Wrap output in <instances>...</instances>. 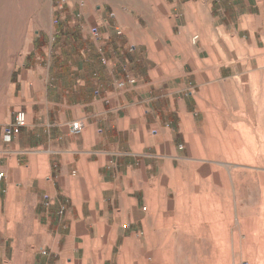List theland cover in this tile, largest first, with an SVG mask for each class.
I'll return each mask as SVG.
<instances>
[{"label":"crops","instance_id":"0c3cea01","mask_svg":"<svg viewBox=\"0 0 264 264\" xmlns=\"http://www.w3.org/2000/svg\"><path fill=\"white\" fill-rule=\"evenodd\" d=\"M145 1L73 13L105 66L51 54L46 31L27 50L11 104L26 124L9 141L0 128V264H122L170 213L220 100L262 78L264 0ZM122 63L135 83L119 89Z\"/></svg>","mask_w":264,"mask_h":264},{"label":"rangeland","instance_id":"374dc122","mask_svg":"<svg viewBox=\"0 0 264 264\" xmlns=\"http://www.w3.org/2000/svg\"><path fill=\"white\" fill-rule=\"evenodd\" d=\"M145 2L0 0V128L13 120L14 78L44 31L50 35L51 54L61 52L78 22L76 11L108 16L127 11L129 4L145 7ZM93 52L96 43L90 35L78 54L87 58ZM263 58L250 68L261 71V79L240 81L239 95L229 103L220 100L217 122L222 125L211 118L214 124L204 128L208 134L203 131L202 142L191 144L201 157L185 164V185L172 200L170 213L153 223V234H141L122 264H264ZM120 65L123 74V69L131 72L127 63Z\"/></svg>","mask_w":264,"mask_h":264},{"label":"built area","instance_id":"2783aa9c","mask_svg":"<svg viewBox=\"0 0 264 264\" xmlns=\"http://www.w3.org/2000/svg\"><path fill=\"white\" fill-rule=\"evenodd\" d=\"M64 2L65 0H61ZM118 35L121 34V32H117ZM90 35L94 42L96 43V51L100 56V62L105 66L107 64V58L104 55L103 46L101 45V36L97 29H92L90 32ZM130 52L134 51V48H129ZM124 78L121 80L116 81V85L119 89H124L127 85H133L135 83V79L127 72V70H124ZM26 124V114L23 110H17L14 113V117L12 122L4 129L3 136L4 138L9 141L12 136H15L19 133L20 129L24 127ZM82 130V126L80 122H73L69 126V133L71 135L79 134ZM4 177L2 173H0V180ZM241 264H249L248 262H242Z\"/></svg>","mask_w":264,"mask_h":264},{"label":"trees","instance_id":"16d2710c","mask_svg":"<svg viewBox=\"0 0 264 264\" xmlns=\"http://www.w3.org/2000/svg\"><path fill=\"white\" fill-rule=\"evenodd\" d=\"M59 29H61V27H59ZM58 29V30H59ZM80 26L79 25H76L74 26V29L71 30V32L68 34V37H66V40L65 41H68L65 46L61 45V55L62 56H70V55H77L80 48L82 47L83 45V40L81 39V35H80ZM60 31H58V35L60 34ZM69 32V31H68ZM59 37V36H58ZM60 39V37H59ZM58 39V40H59ZM60 41V40H59ZM65 43V42H64ZM105 55V53H104ZM96 56H97V62L101 65V66H104L101 62H100V56L99 54L97 53L96 51ZM106 57V56H105ZM88 58V57H87ZM97 73L96 72H93L92 73V77L94 79H96L97 77Z\"/></svg>","mask_w":264,"mask_h":264}]
</instances>
